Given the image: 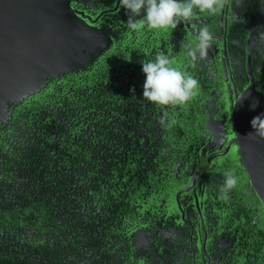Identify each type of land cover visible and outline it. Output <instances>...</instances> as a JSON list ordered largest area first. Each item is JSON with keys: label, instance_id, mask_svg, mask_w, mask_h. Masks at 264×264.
<instances>
[{"label": "flooded vegetation", "instance_id": "1", "mask_svg": "<svg viewBox=\"0 0 264 264\" xmlns=\"http://www.w3.org/2000/svg\"><path fill=\"white\" fill-rule=\"evenodd\" d=\"M261 14L264 0H228L169 41L115 14L113 48L0 122V264H264V209L230 114L246 92L264 113ZM205 25L214 40L193 63L185 46ZM158 52L199 82L183 106L142 98L141 61ZM228 170L239 184L223 198Z\"/></svg>", "mask_w": 264, "mask_h": 264}, {"label": "water", "instance_id": "2", "mask_svg": "<svg viewBox=\"0 0 264 264\" xmlns=\"http://www.w3.org/2000/svg\"><path fill=\"white\" fill-rule=\"evenodd\" d=\"M97 1L0 0V122L8 121L20 104L34 97L43 106L54 80L83 72L115 44L121 26L115 14L122 18L125 10L97 14ZM172 33L165 32L168 41ZM254 100L259 104L253 110V99L246 92L232 104L230 114L242 165L258 189L264 209V140L248 135L254 131L250 121L263 113L256 93ZM133 234L141 236V231ZM149 249L154 253L153 247Z\"/></svg>", "mask_w": 264, "mask_h": 264}, {"label": "clouds", "instance_id": "3", "mask_svg": "<svg viewBox=\"0 0 264 264\" xmlns=\"http://www.w3.org/2000/svg\"><path fill=\"white\" fill-rule=\"evenodd\" d=\"M118 3L120 9L125 10L130 31L147 29L164 33L176 29L181 23H192L198 13L208 16L220 14L228 0H118ZM213 40V33L207 25L199 27L194 39L185 46L187 56L193 63L203 60ZM141 71L144 74L142 98L158 107L183 106L199 88L198 80L174 67L164 52L156 53L147 62L141 61ZM131 91L135 92V88ZM258 104V100H253L250 108L254 110ZM250 123L254 131L248 135L264 140V113L255 116ZM222 175L224 180L219 191L226 198L238 186L239 178L231 170L224 171Z\"/></svg>", "mask_w": 264, "mask_h": 264}]
</instances>
